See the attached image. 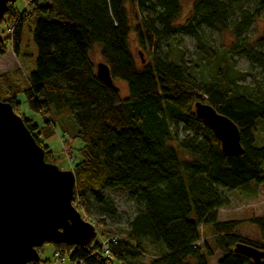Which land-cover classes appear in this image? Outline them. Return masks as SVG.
I'll use <instances>...</instances> for the list:
<instances>
[{"label": "trees", "instance_id": "trees-1", "mask_svg": "<svg viewBox=\"0 0 264 264\" xmlns=\"http://www.w3.org/2000/svg\"><path fill=\"white\" fill-rule=\"evenodd\" d=\"M130 4L139 19L134 26ZM181 7V0H27L23 11L10 4L0 18L8 31L0 37V55L9 43L18 57L26 42L30 58L37 47L30 75L23 67L0 75V98L21 114L48 162L53 156L46 140L60 129L70 152L71 140L82 142L72 164L75 205L100 234L118 239L110 244L111 256L100 240L55 244L71 264H114V258L135 264L131 258L144 252L146 241L159 248L150 264H209L215 254L210 238L225 252L217 264H254L234 251L239 243L264 250V215L248 219L260 227L259 240L239 233L246 220L219 218L230 204L226 192L264 183V145L255 143V128L264 120V33L253 41L247 36L264 12V0H194L191 16L177 23ZM225 30L233 35L231 45L212 48L207 32ZM133 32L149 54L147 62L143 57L139 64L133 53ZM183 35L195 38L200 55L212 63L209 79L164 50L166 42ZM96 45L110 67L111 85L97 75L91 56ZM236 56L261 70L255 85L246 83L252 72L235 67ZM116 79L127 82L129 97H121ZM21 94L40 121L21 113ZM197 100L238 124L242 155L223 152L218 136L196 115ZM115 189L128 190L138 205L125 227L111 226L93 212L117 216L107 194Z\"/></svg>", "mask_w": 264, "mask_h": 264}, {"label": "water", "instance_id": "water-1", "mask_svg": "<svg viewBox=\"0 0 264 264\" xmlns=\"http://www.w3.org/2000/svg\"><path fill=\"white\" fill-rule=\"evenodd\" d=\"M16 1L0 0V18ZM97 75L114 83L105 61L97 64ZM195 113L218 136L226 155L244 153L239 126L232 118L202 100L195 102ZM76 180L74 170L46 160L45 148L23 117L0 98V264L40 263L38 248L45 243L93 244L97 226L74 204ZM234 251L264 264V250L239 243Z\"/></svg>", "mask_w": 264, "mask_h": 264}, {"label": "rangeland", "instance_id": "rangeland-1", "mask_svg": "<svg viewBox=\"0 0 264 264\" xmlns=\"http://www.w3.org/2000/svg\"><path fill=\"white\" fill-rule=\"evenodd\" d=\"M41 2H46V0H40ZM27 0H17L14 5L20 11H23L25 8ZM194 0H181V13L177 20V23H184L192 14ZM131 24L134 26L138 23L139 19L136 15L135 7L131 4L128 6ZM264 33V12L257 18L251 30L247 33V36L250 40H254L257 36ZM207 39L212 48L216 50H223L221 45L228 47L233 41V35L230 30H225L221 33L217 31H208ZM8 35L6 23H0V37L5 38ZM9 50L5 55H0V75L7 71H12L17 68L23 67L24 73L30 75V73L36 69V56H37V47L34 43L32 53V60L28 57L27 54H30L29 43H25L27 47L24 48V55L20 57L16 56L13 52L11 43L8 44ZM130 45L133 50V53L138 61L141 64V53L145 58V62L149 60V54L139 43L135 33L133 32L130 36ZM219 47V48H218ZM164 50L169 52L171 56L176 60H184L192 67V71L201 79H209L213 72L212 63L206 61L203 58L199 50L197 49V41L195 38L189 35L180 36V38H172L164 44ZM92 60L95 63L96 67L99 62L103 61L101 54V46L96 45L91 53ZM235 67L243 72H252V75L247 77L246 83L255 85V76L262 77L263 74L261 70L256 68H251L250 62L245 58L236 56ZM115 85L120 90V95L122 98H127L130 95V91L127 85V82L121 79L115 80ZM19 99L23 102L21 107V113L26 117L33 118L35 121H40V115L35 113L29 108L27 102H25L24 94L19 96ZM19 114V113H18ZM21 115V114H20ZM69 135L66 134V138L69 139ZM255 143L258 146L264 145V120H259L255 128ZM46 143L51 147L52 156L51 163L57 164L61 169L70 170L72 164L75 160L79 159L78 148L82 146V142L79 139L71 140V145L75 148L73 152H70V147L66 143H63L62 140V130L60 129L53 137L46 140ZM65 146V148H64ZM264 168V162H263ZM230 204L222 207L219 210V218L222 220L226 219H244V223L238 226V231L241 235L252 240H259L261 238V229L260 227L248 221L249 218L253 216L264 215V183L256 184L254 182L249 185L231 190L226 192ZM113 201L115 208L117 209V216L111 217L103 214L100 211L93 210L96 216H101L106 218L107 222L111 226H122L125 227L128 225L129 220L136 214L138 205L131 199L130 193L128 190L124 189H115L107 191ZM75 204V202H74ZM76 206V205H75ZM87 220L94 222L92 218H87ZM98 230V228H97ZM108 238H113V236L108 237L107 235L100 234L98 230V235L96 237V242L100 240H108ZM210 244L215 248V254L209 259V264H217V261L220 257L224 255V251L217 249L215 247L214 240L209 239ZM41 255V262L39 264H71L68 255L62 257L60 253H56V246L53 243H45L41 246L39 251ZM159 254V248L156 247L149 241H146L144 252L140 255H136L131 258L135 264H150V260L156 257ZM114 264H122L119 260L114 258Z\"/></svg>", "mask_w": 264, "mask_h": 264}, {"label": "built area", "instance_id": "built-area-1", "mask_svg": "<svg viewBox=\"0 0 264 264\" xmlns=\"http://www.w3.org/2000/svg\"><path fill=\"white\" fill-rule=\"evenodd\" d=\"M118 239L116 237L108 238V240H102L100 242V248L106 256H111L110 244L116 243Z\"/></svg>", "mask_w": 264, "mask_h": 264}, {"label": "crops", "instance_id": "crops-1", "mask_svg": "<svg viewBox=\"0 0 264 264\" xmlns=\"http://www.w3.org/2000/svg\"><path fill=\"white\" fill-rule=\"evenodd\" d=\"M46 1H48V0H46Z\"/></svg>", "mask_w": 264, "mask_h": 264}]
</instances>
